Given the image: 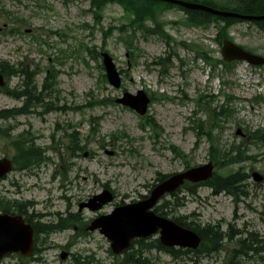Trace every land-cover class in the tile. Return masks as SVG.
<instances>
[{"label":"rangeland","instance_id":"1","mask_svg":"<svg viewBox=\"0 0 264 264\" xmlns=\"http://www.w3.org/2000/svg\"><path fill=\"white\" fill-rule=\"evenodd\" d=\"M89 4V0H0V63L16 65L25 58L29 70L36 71L39 91L49 68L53 67L57 72L56 85L46 82L41 97L62 106L61 111L38 106L28 114L0 121L1 128H10L8 138L0 136V158L3 155L11 158L15 153L11 134L23 129L31 132L49 157L47 165L31 172L12 171L0 182V191L11 199L34 200V212L46 214L43 218L48 222L55 224L59 214L63 218H75L79 226L87 225L99 215L110 213L117 203L141 199L154 183L157 172L175 174L186 166L207 163L208 143L194 133L195 125L201 119L206 120L207 109L198 107L195 100L200 95H209L211 104L221 105L225 104L227 95H232L236 98L231 103L236 113L223 119L218 134L224 148L232 145L234 154L239 153L238 162L228 168L237 173V194H213L211 188L201 186L197 195L186 194L184 204L172 214L192 215L187 221L199 220L201 225H212L233 238L222 240L224 249L219 253L189 254L186 260L176 263L230 264L234 256L231 250L238 248L240 237L256 238L262 247L258 253L262 258L252 252L248 255L254 257L237 254L234 264H264V141L257 144L246 133L259 129L264 134V65L238 61L231 68L217 64L212 71L203 58L194 59L195 52L178 43L195 44L201 55L207 53L218 60L220 45L213 41L216 29L179 23L186 15L175 8L160 14L163 29L174 43L167 47L156 35L144 37L136 28L131 44L138 51H134L136 57H133L118 39L130 30L122 19L119 4L111 2L105 6L99 25L88 10ZM10 16L26 20L20 27L21 32H12L17 24ZM122 23L127 25L119 32L114 27ZM230 35L235 43L264 56V34L255 25L236 23ZM83 44L97 49L104 45L121 72L119 89L100 80L104 73L98 66L101 58L89 60L88 65L83 62L82 57L88 60L85 51L80 50ZM19 82L17 77H12L8 85L13 88ZM138 89L165 97L152 101L143 116H151L161 126L157 133L151 126L142 128V117L114 102L124 91L135 94ZM257 96L263 99L255 100ZM100 100L103 101L97 104ZM20 103L0 92V110L18 107ZM66 134L75 137L72 148L66 147L69 141ZM242 140H246L245 145L240 151L235 150ZM170 144L177 146L186 157H175L168 149ZM78 146L84 148L83 153ZM216 172L223 174L226 169ZM253 172L262 175V180H254ZM104 188L114 192L112 202L97 211L80 208L82 202ZM38 243L41 261L30 264H76L74 256L79 264H116L122 256L115 258L109 241L98 230L85 231L83 227L49 236L40 234ZM62 251L68 252L65 259L59 256ZM140 255L148 264H175L169 255L155 248L141 250ZM20 262L17 255H11L0 264Z\"/></svg>","mask_w":264,"mask_h":264},{"label":"trees","instance_id":"2","mask_svg":"<svg viewBox=\"0 0 264 264\" xmlns=\"http://www.w3.org/2000/svg\"><path fill=\"white\" fill-rule=\"evenodd\" d=\"M118 2L123 7L125 13H126V19L128 23L134 28H137L138 30H142L144 33H157L162 35L161 30V22L158 19L159 12L163 8L173 7L172 5L163 3V2H155V1H145V0H90L91 8L95 10V16L97 17V11H100L103 7V5L107 2ZM196 2H202L206 5L212 6L217 9H221L223 11L227 12H233L237 14H263L264 13V0H191ZM187 13V23L191 25H197V26H210L214 25L217 29V40H220L221 38H230L229 37V28L240 21L239 19H236L234 17H217L215 15L201 12V11H189L186 10ZM151 22V26H148L147 22ZM257 27L264 33V20L255 22ZM162 38H165L162 37ZM128 39V38H127ZM124 39V41L127 43V48H129V45H131V39L127 40ZM123 41V42H124ZM124 42V44H126ZM168 42V41H167ZM90 56L92 58L97 57L98 53L91 51L89 52ZM207 58V57H205ZM30 66L27 64H24L23 62H20L18 65V68L6 64L1 66V71L4 73L6 77H11L12 75L18 74L22 80L23 88L20 91L18 88L14 90H8L7 92L12 95L15 98L24 97V106L20 109L15 110H6V111H0V117H10L12 115H16L19 113H27L26 106L35 99L34 93H36V86L33 83V80H35L36 71L29 70ZM56 75L54 72L49 73V76L45 80H54ZM232 96H229L228 101L232 100ZM202 98L198 99V104ZM207 102V101H206ZM232 109L228 106L225 107H208V114L209 119L211 122H215L214 125L210 126L208 128V132L202 133V130L204 128V123L200 122L197 127V134L198 136L206 135L210 147H209V157L210 160L213 161L216 164H219L220 162L227 159V155L223 154L221 152V149L219 147V139L217 136H213L212 132L214 129L218 128V120H221L223 118L226 120L229 116L232 115ZM146 123L150 126H152L154 129L158 125L155 123V121L151 118H148L146 120ZM1 133V132H0ZM2 134V133H1ZM13 147L16 149V156L14 158V162L16 164V167L18 169L23 168H30L31 166L36 167L40 165V162L43 160V156L41 153V149L38 146H35V144L30 141L24 132L19 133L12 142ZM171 151L175 154L176 157L185 158L182 151L178 149L176 146L171 145L170 146ZM165 176L161 175L160 173H157V181H160ZM234 179L233 175H226L225 177H219L214 176L212 180L207 182V185L212 187L214 190H226L230 193H235L236 186L234 185ZM183 188H185L190 193L196 192V185H190L189 183H185ZM185 190V191H186ZM173 198L169 200V202H166V205L158 206L157 211H159L161 214H165L164 208L169 207L172 210L177 209L180 206H182V202L180 201V197L178 194H172ZM168 204V205H167ZM177 222L182 223V220L180 218H174ZM74 221L71 219H65L63 222L59 223L58 225H47L44 226L43 230L46 233H50L53 231H59L64 228L69 227L71 223ZM37 227V228H35ZM35 232L40 230L36 224H34ZM197 231L200 233V235L203 238V249L207 250L206 247L209 245L211 248L218 246V236L213 234L209 235L210 229H199L197 228ZM135 243H137V246L139 250L143 248H147L148 246L154 245L157 249L162 250L169 255H171L173 258H184L189 250H182V249H175V248H165L163 247L157 240L153 244L145 245L142 244L143 242L141 240H135ZM257 243V239L254 238L251 242ZM250 245V243H248ZM247 247V244H246ZM201 251V250H200ZM138 253V252H137ZM137 262V264H147L146 261H140L139 256H136L135 253L127 254L124 260L119 264H133Z\"/></svg>","mask_w":264,"mask_h":264},{"label":"water","instance_id":"3","mask_svg":"<svg viewBox=\"0 0 264 264\" xmlns=\"http://www.w3.org/2000/svg\"><path fill=\"white\" fill-rule=\"evenodd\" d=\"M178 4L191 10L208 11L221 14L203 4L184 2L182 0H159ZM242 17V16H241ZM250 19H264L262 16H243ZM222 57L226 61L246 60L253 64H263L264 58L245 52L231 41L224 40L221 48ZM103 66L106 78L110 85L115 88L120 86L119 73L116 70L112 59L107 53H103ZM3 76L0 73V85H3ZM117 103L134 109L139 114H145L149 99L144 91L139 90L136 95L123 93L121 98L116 99ZM11 169V163L7 159L0 160V177ZM212 164L190 168L186 171L174 174L168 179L159 183L150 193L149 197L136 203L117 207L111 214L104 215L94 220L88 227L89 230L100 228L111 241V249L114 253H120L127 248L130 240L134 237H146L159 230L160 242L165 246H180L196 248L200 242L199 237L191 230L186 229L172 220L155 215L149 209L166 192H172L185 180L191 182L203 181L212 175ZM259 179V177H258ZM112 196L108 191L94 196L88 203L84 204L91 210H96L102 204L111 201ZM33 249V230L26 224L19 215L0 214V258L8 252H19L24 256L31 254ZM66 257L65 253L61 254Z\"/></svg>","mask_w":264,"mask_h":264},{"label":"bare ground","instance_id":"4","mask_svg":"<svg viewBox=\"0 0 264 264\" xmlns=\"http://www.w3.org/2000/svg\"><path fill=\"white\" fill-rule=\"evenodd\" d=\"M213 234L217 235L218 238H221L222 237V234L217 229H215V228L210 229L209 235H213Z\"/></svg>","mask_w":264,"mask_h":264}]
</instances>
